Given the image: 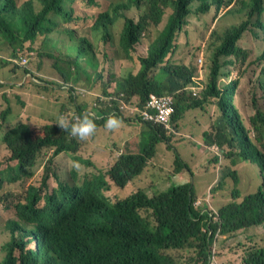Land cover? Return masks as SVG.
Instances as JSON below:
<instances>
[{"label":"trees","instance_id":"obj_1","mask_svg":"<svg viewBox=\"0 0 264 264\" xmlns=\"http://www.w3.org/2000/svg\"><path fill=\"white\" fill-rule=\"evenodd\" d=\"M82 3L92 13L97 11L96 16L86 19L93 20L94 29L103 33L104 63L106 51L113 45L114 27L122 22L116 68L128 64L132 70L125 77L115 76L112 86L91 100L93 104H45L40 116L27 115L24 119H20L25 115L15 109L7 92L1 93L0 145L9 153L0 160V209L7 213L6 233L0 244L5 256L0 264H221L228 255L224 245L232 240H237L235 251L242 252L239 264H264V112L259 105L260 97L264 99V45L256 59H251L252 51L242 45L251 27L264 33V0H115L106 10L101 9L105 2L101 7L100 0H0V38L14 49L11 59L19 58L25 44H34L39 37L46 42L42 48L54 42L65 49L62 36L74 35L67 25L79 20L74 16ZM228 5L230 17L225 14L222 18L228 17L232 23L223 27L217 19L207 36L192 44L193 32L186 29L201 27L214 11L216 18ZM143 7L140 19L128 16V11ZM168 8L172 13L159 32L155 26ZM184 31V42L192 47L185 57L172 62ZM69 48L76 53L72 65L78 71L85 74L81 63L97 66L93 57L85 58L92 49L87 40ZM52 54L59 56V52L51 51L41 55L52 59ZM0 61L3 69L12 65V71L23 69L30 75L22 89H48L44 78L27 68L30 61L27 66L1 57ZM249 68L252 74L247 83L253 88L250 108L254 115L247 126L236 98L243 92ZM63 76L62 81L73 87L91 90L83 87L90 84L80 77L72 81ZM2 86L9 87L0 83ZM14 96L24 109H33L22 94ZM31 96L34 101L39 98ZM153 96L171 103L174 112L168 121L155 124L143 120L141 113ZM209 100H215L219 116L211 119L203 134L205 154L217 151L209 167L217 172L220 187L228 178L233 180L230 201L215 210L200 208L191 185L186 184L149 199L140 189L137 194L110 202L105 196L110 191L107 178L119 185L144 174L156 156L157 145L172 142L171 137L181 132L186 113L206 111ZM83 113L93 114L97 124L89 138L121 132L125 119L131 117L141 129L137 136L130 133L112 143L113 148L106 153L98 148L86 157L81 150L87 139L72 137L55 123L58 118L45 117L65 115L71 119ZM113 114L122 123L108 130L104 122ZM14 116H20L19 121L14 122ZM105 155L106 172L97 164ZM59 159L63 162L57 163ZM223 160L228 163L224 165ZM243 160L259 169L260 185L255 193L242 192L238 188L240 172L228 166ZM26 186L27 192L22 194ZM4 197L10 204L3 203ZM127 201L141 203L126 206Z\"/></svg>","mask_w":264,"mask_h":264},{"label":"rangeland","instance_id":"obj_2","mask_svg":"<svg viewBox=\"0 0 264 264\" xmlns=\"http://www.w3.org/2000/svg\"><path fill=\"white\" fill-rule=\"evenodd\" d=\"M19 1L22 2L23 0ZM100 1L101 7L105 2V5L101 9L106 10L108 6L115 0ZM80 2L81 0H79V3ZM84 5L85 3H82L79 6L78 11L74 16L78 17L79 20L73 21L67 25L69 30H74V35L69 36L65 33L62 36V39L66 42L65 49L57 47L54 42L53 45H48L47 48H42L43 43L46 42H44L43 37H39L36 43L25 44L23 51L19 53V58L13 61V63L19 64L20 66H27L30 61V65L27 68H30L34 73L44 78V80L47 82L46 85H44L48 88L47 90L33 86L27 89H22L23 84L28 82L30 75L26 74L23 69L16 68L15 71H12V65L7 66L5 69H3V67L0 65V83L9 85V87L2 86L1 93L7 92L8 97L15 106V109L20 111V114L25 115L21 117L14 116V122L19 121V117L20 119H24L27 117V115L40 116V108L45 104H53L56 102L60 104L68 103L67 106L69 107H74L72 104L75 102H78V104L81 102L93 104L91 100H93L95 97H101L103 94V89L112 86V81L115 76L125 77L128 75V72L132 70L128 64L126 66L124 65L116 68L120 62L118 36L121 31L122 22L119 21L114 27L113 34L115 37L113 38V45L107 49V62L104 63L101 41L103 33L94 29L93 20L86 19L87 16L90 15L96 16L97 11L92 13L91 11L85 9ZM229 9V5L227 7L224 6L222 9H220L216 18V12L214 11L209 17H207V23L197 29L188 27L186 31L193 32L194 35V37L190 39L191 43L195 44L200 38L207 36L209 30L214 26V23L217 19V24L220 26L226 27L230 25L232 23L230 18H222L225 14L228 15L227 11ZM144 12L145 7H143L141 10L132 9L128 11L127 14L129 17L138 20L144 15ZM171 13L172 11L170 8H168L167 11H164L162 20L157 26H155V30L159 32L164 30ZM186 31L182 33L180 49L176 52L172 62H177L179 58L185 57L192 47L191 44L187 45L184 42L186 38ZM243 37L242 45L252 51L251 59H256L259 55V51L264 45V33L262 34L258 29L251 27ZM82 40H87L89 44L92 45V49L89 50V55H86L85 58L88 60L89 58L93 57V63L97 64V66H93L92 64L85 65L84 63H81L80 67L85 70V74H83L81 71H78L72 65V61L74 60L76 53L74 50L69 48L72 43L79 46ZM28 49L40 50V52H28ZM13 51L14 49L10 43L0 38V57L4 59H11ZM50 51L59 52V56L52 54L53 58L47 59L41 55ZM30 56H33L34 58L31 59ZM205 57H207L206 50ZM24 58H27V63L23 62ZM251 70L252 69L249 68V70L246 72L245 80H243V92L238 94L236 98V106L239 109L243 119H245L247 126L250 125V119L254 115V111L250 108V106H252L251 97L253 94V88L247 83L252 74ZM63 75L72 81L77 77H80L82 81L88 82L90 84L87 86L83 85V87L91 88V90L82 89L78 86L73 87L71 83L62 81L64 77ZM59 83H61L63 86H58ZM238 88L240 89L241 85L238 84ZM14 93L22 94L23 101L28 105H32L33 109L26 110L20 104H18ZM45 93H47V95ZM29 94L38 96L39 98L34 101L33 97L30 95L32 97L30 100L27 96ZM72 94H74V98L72 97ZM258 95L261 96V92L259 90ZM55 98H57L58 101H56ZM214 102L215 100L208 101V103L205 105L206 111L196 109L186 113L185 116L188 117H184L180 124L181 132L176 133L171 137V139H173L172 142L168 141L166 144L162 143L157 145L155 159L153 160L152 164H148L147 169L143 172L145 174L143 186L146 188L142 191L146 198L149 199L151 197L167 193L173 190L175 187L190 184L197 202L201 204L199 207L215 210V207L220 208L230 201L235 184L231 178H228L226 183L220 187L221 184H218L217 172L209 167V160L217 151L210 155L205 154L204 149L203 134L209 128L211 119L216 120V118L219 116V111L214 108ZM70 103L72 104L70 105ZM259 105L264 112V99L261 97L259 99ZM2 107L3 101L0 97V110ZM45 117L57 119L59 116ZM125 120L126 121L121 132H115L111 134L97 133L98 136L96 138H87V142L83 145L81 152L86 157H89L98 148L106 153V149L113 148L112 143L120 142L130 133L137 136L141 129L139 125L136 123L133 124L134 119L132 117ZM154 123L158 124V122ZM145 141L148 142L147 139ZM8 153L9 152L7 149L3 145H0V160L8 155ZM218 153L221 155V157H223L221 150H218ZM107 158L108 156L106 155L101 156L100 160L97 161V164L107 168ZM61 162H63L62 159L57 161V163ZM227 163L228 161L223 160L224 165ZM228 166H231L240 172L241 179L238 188H240L242 192L255 193L257 191L258 186L260 185V173L256 165L243 160L239 161L236 166H232L231 163H229ZM107 180L109 189L111 190L109 193H107V198L112 203L138 193V191H136L134 182L128 181L118 185L112 178H108ZM30 181L31 180H29V182ZM33 184L34 182L31 185ZM27 189V186L22 188V194H25ZM3 203L10 204L8 199L5 197ZM139 203L141 202L128 203L127 201L124 204L126 206H132ZM141 213L144 215L146 211H142ZM6 218L7 213L0 209V244H2L4 235L6 233ZM261 237H263V235H261ZM258 242L260 241L255 243L259 244ZM230 247L232 249H230ZM236 248L237 240L228 242L227 246L224 245V250H227L225 254L228 255L221 262V264L240 263V255H242V252H236ZM188 253L191 255L190 252ZM4 256L5 253L0 250V260ZM183 263L184 261H181V264Z\"/></svg>","mask_w":264,"mask_h":264},{"label":"clouds","instance_id":"obj_3","mask_svg":"<svg viewBox=\"0 0 264 264\" xmlns=\"http://www.w3.org/2000/svg\"><path fill=\"white\" fill-rule=\"evenodd\" d=\"M10 60L13 62L12 59H10ZM55 123L61 129L70 133V135L72 137H78L80 140H86L87 138L93 136L97 130V124L95 122V118H94L93 114H91V113H83L80 115H75L71 119H69L65 115H60L58 117V119L55 121ZM121 123H122L121 119L118 116L113 114V115H109L107 117V119L104 122V127L108 130H115L121 126ZM98 169L106 172L109 169V167L104 168L102 166H99ZM109 192L105 193L106 197H107V193H109ZM197 203H199V202H196V205H197ZM199 205H201V204H199ZM199 205H197V206H199ZM200 208H204V207H200ZM211 264H214V263H211Z\"/></svg>","mask_w":264,"mask_h":264},{"label":"built area","instance_id":"obj_4","mask_svg":"<svg viewBox=\"0 0 264 264\" xmlns=\"http://www.w3.org/2000/svg\"><path fill=\"white\" fill-rule=\"evenodd\" d=\"M27 61V58L23 59L24 63H27ZM150 110H152V115L150 114ZM173 112L174 109L169 101L153 96L147 105V109L141 115L143 116V120L161 123L168 121L172 117Z\"/></svg>","mask_w":264,"mask_h":264},{"label":"crops","instance_id":"obj_5","mask_svg":"<svg viewBox=\"0 0 264 264\" xmlns=\"http://www.w3.org/2000/svg\"><path fill=\"white\" fill-rule=\"evenodd\" d=\"M1 91H2V87H0V95H1ZM28 97H29V99L31 100L32 99V97L30 96V95H27ZM70 105H71V103H70ZM186 117H188V116H186ZM196 133V132H195ZM194 133V134H195ZM110 149V148H109ZM155 159V158H154ZM153 159V160H154ZM153 160L150 162V164H152V162H153ZM144 180H145V174H142V175H140V176H137V178L136 179H134L132 182H134V184H135V188H136V191H138V190H140V189H145L146 187H144L143 186V183H144ZM216 192V191H215ZM215 207V206H214ZM215 209H217L216 207H215ZM257 241V240H256Z\"/></svg>","mask_w":264,"mask_h":264}]
</instances>
